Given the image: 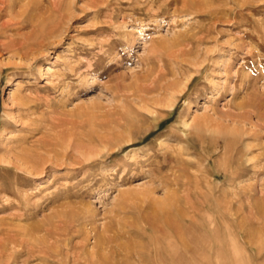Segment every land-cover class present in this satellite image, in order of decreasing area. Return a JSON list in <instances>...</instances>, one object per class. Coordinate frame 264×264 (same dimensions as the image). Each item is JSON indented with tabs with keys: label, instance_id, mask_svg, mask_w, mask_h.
I'll return each mask as SVG.
<instances>
[{
	"label": "rangeland",
	"instance_id": "1",
	"mask_svg": "<svg viewBox=\"0 0 264 264\" xmlns=\"http://www.w3.org/2000/svg\"><path fill=\"white\" fill-rule=\"evenodd\" d=\"M7 1L0 12V134H17L10 117L21 95L36 100L31 117L41 127L55 126L53 134L48 130L53 144L40 155L42 174L23 173L18 191L0 206V226L16 227V242L33 233L54 245L42 262L16 254L11 244L15 264H67L60 254L79 242L65 241L70 228L120 230L113 217L138 222L130 215L137 200L126 192L153 183L160 199L172 189L158 180L180 175L188 179L190 202L181 209L190 264H264V0H215L219 21L128 0L96 8L91 0ZM201 24L209 34L185 56L177 54L172 43ZM157 58L167 75L162 89L143 78L158 69ZM200 121L199 131L184 126ZM3 174L0 182L10 185L14 176ZM213 177L212 196L205 189ZM136 232L119 240L130 244L124 264H145L154 245L165 254L162 232L149 238Z\"/></svg>",
	"mask_w": 264,
	"mask_h": 264
},
{
	"label": "bare ground",
	"instance_id": "2",
	"mask_svg": "<svg viewBox=\"0 0 264 264\" xmlns=\"http://www.w3.org/2000/svg\"><path fill=\"white\" fill-rule=\"evenodd\" d=\"M91 1H92L91 5L94 6L95 8L99 7V4L101 5V4L108 3V2H106L107 0H104L101 2L96 1V0H91ZM128 1H130L131 3H134V4H138V5L140 4L139 6H141V4L143 6L146 5L150 10H153L155 8L167 7V8L172 9L173 12H177V13L187 12V13H191L192 15H194V14L201 15L200 17H202V15H203L202 19L204 21H206L205 18H208V17L209 18H215V21L218 20V18H219L217 15L218 11L213 9L215 7L212 5L215 2V0H128ZM57 4L58 3H54V4L52 3L54 8L56 6L60 5V4L59 5H57ZM6 6L9 7L10 2L7 0H0V12L2 10H4L2 8H4V7L6 8ZM147 7H146V9H147ZM191 14H189V15H191ZM224 19H223V22H224ZM207 21H209V20H207ZM18 24L19 25L22 24V21L17 22L16 25H18ZM210 27H211V25H210ZM209 32H211V31H209ZM207 33H208V25H206V24L202 25L201 24L199 29L197 30V32L194 35H189V36L185 35V37L182 36V40L180 39V40L174 41L172 43V45L175 46L176 48L175 47H173V48H175L177 50V54H183L184 55L185 53H188L189 51L191 52L193 45L196 46L195 44H197V42H199L200 37L205 36ZM262 37L264 39V32H263ZM169 56L172 57V54ZM158 59L159 58H157V60ZM168 62L170 63V61H168ZM152 69H154V68H152ZM163 71H164V63L162 60L159 59L158 69L149 71L143 77L144 81L148 83L147 84L148 87L153 86L154 88L155 87H158L160 89L164 88L163 83H165L167 75H166V73L164 74ZM144 88H145V86H144ZM19 95H20V93H19ZM12 96H13V93H12ZM13 101L16 105L17 114L12 113V116L10 118L13 121L14 125L16 123H17V125H19V129L17 130V134L12 133L14 130L9 131L6 129H3V131L0 134V139H2L4 142L3 147L0 148V153H1V156H0V172H2V174H3V172L11 173L14 176V178H13V181L10 185H8V183H7V185H3L0 182V206H2V204L4 202H6L8 199H10L14 196V191H18V187H20L19 185L21 184L20 178H26L25 174H23V173H27L29 175H32L33 177H34V175H37L39 173L42 174V170L44 168L43 167L44 162L43 163L41 162L43 160H40V155L42 152H45L51 144H53L52 140L49 139V137H50L49 131H51V133L53 134L52 131H53V128H55V126L52 123L49 126H47V128H43L39 125V123H40L39 118L34 119V117L33 118L31 117L32 115L35 114V112H37L36 109H38L37 108L38 106L35 102L36 100L31 99L30 97H26L24 95H21V96L15 97L13 99ZM248 103H251V102H247L245 106H249L250 104H248ZM39 114H40V111H39ZM41 121H42V119H41ZM184 126L187 127V129L193 128L194 130L199 131V129L202 128L201 126H205V123H204V121H200L199 123L195 124L194 126H191L188 124H185ZM35 134H40V135L36 136ZM231 135L232 134L226 135V136H229L228 141H232L230 139H231V137H234V136H231ZM34 136H36V137H34ZM52 139H53V137H52ZM226 140H227V138H226ZM232 144H233V142H232ZM41 157H42V155H41ZM180 176H175L172 180L169 178H160L158 180L159 186L163 185L164 187H168V188L171 187V189H172V190H170L171 192L165 193V195L160 199H158L154 196L156 187L153 185V183L149 187H142L139 190L136 189L133 192L132 191L126 192L128 197L131 196V198H133L135 201L137 200L138 204L134 205L131 208L132 212L130 215L135 214L139 218L138 222H131L130 221L131 223L130 222L128 223V222H125L126 220H123L122 222H120L121 220H119L118 217L117 218L113 217V218H110L111 222H114L116 219L115 223H117V226L121 227L120 230H117L114 227V224H109V225L108 224H102L101 229H98L97 227H93V226H90L91 228L87 229L84 224H82V225L77 224L76 226H74L73 229L70 228L69 231L67 229L68 236H66L65 241H68V243H70V241H69L70 238L75 237L79 240V242L77 244H74V246H72L71 248H69V250L65 252V255L60 254L62 259L67 264H106V263H108V262H106V260H107L106 258L110 257L112 260H118L120 262V264H124L125 262H127L128 258L132 257V256H130L128 251H126V249L130 246V244L128 245L125 242L120 243L119 240L124 239L126 241L127 236L129 237L132 234V230H133V231H137L136 233H139V235L144 237V238L149 233H152V234L155 233V235H156L157 234L156 232H162L163 236L166 237L164 239V242H162L164 244V253L165 254L160 256V254L158 252L157 245L156 246L154 245L153 247L150 248V250L147 253L148 258H149L148 262H146L147 264H174V262H175V264H190L191 261L189 262V260L186 258V252L188 249L187 227L185 226L187 213L181 209V205L185 202V200L187 201V199H188L189 200L188 202H190V199L187 198L188 197V193H187V191H188V186H187L188 185V179L185 178L186 181L184 180L185 181L184 182V181H182V178H181L182 176L181 177ZM229 178L231 180V177H229ZM214 180L215 179L213 177L210 181L208 180L206 182L208 187H206L205 190H207V188H208L209 193L211 195L217 194L216 191L218 190V185H216L213 182ZM228 182H229V180H228ZM156 186H158V185H156ZM198 188H200V187H198ZM199 191H201V190H199ZM201 193H206V192H201ZM18 195L20 196V194H18ZM19 196L18 197L16 196L17 199L19 198ZM208 196L209 195H207V197ZM128 197H125V198H128ZM22 198H21V200H22ZM205 200H207V199H205ZM23 201L24 202L26 201L25 198ZM213 204H214V202H213ZM199 205H201V204H199ZM215 208H217V207H215ZM117 211H123V209L122 210L118 209V210H116L115 213L113 211L112 212L114 213V215H116ZM124 212H125V209H124ZM176 212H177L178 216L181 217L180 222H179V220H178V222L176 221V218L178 217L176 215ZM85 213H86L85 210L80 212L81 219H84L86 217ZM216 213H218V212H216ZM118 214H120V213H118ZM200 214H201V212H200ZM123 215H124V213H123ZM17 216H18V214H17ZM121 216H122V214H121ZM193 216H194V214H193ZM188 218H190V217H188ZM218 218H220V217H218ZM16 219H19V218H16ZM204 220H205V218H204ZM15 228L16 227H14V226L12 227L9 225L8 226L7 225L6 226H2V225L0 226V233L3 236L2 241H0V260L2 261V263L15 264L16 259L14 258V254L16 252H17L16 254H18V255H22L21 253L25 252L26 258L34 257V258H38L42 262L45 261V257H47L46 259H48V253L50 250H52V246L54 244L51 246L48 245L50 243L46 242V238H44V237H33L34 236V235L32 236L33 233H31V235H30V232H31L30 229H29L30 232L28 233L30 236L29 237L27 236V239L29 238L28 239L29 241L24 238L28 242H24V244H22V242H16V240H15L16 235H17L16 233H19V232L15 231ZM33 229H36V228H33ZM13 230H14L15 234H11L13 232ZM39 230H40V228H39ZM167 230H168V232L173 230L172 235L169 233H166ZM21 234H23V233H21ZM25 234H27V233H25ZM134 234H135V232H134ZM149 236L150 235H147V238H149ZM157 236H158V234H157ZM154 237H156V236H154ZM89 238H92V243L90 245H88V242H87L89 240ZM127 239L128 240L126 242L129 241L130 237ZM154 240H155V238H154ZM156 240L158 241V239H156ZM21 241H23V240H21ZM55 241L57 242V240H55ZM118 241H119V243H118ZM160 242H161V240H160ZM133 243H134V241H133ZM11 244L17 246V249H15L16 248V246H15L14 251H16V252L13 254H12V252H10L8 250V248H10V246H12ZM68 246L69 245H67V247ZM147 249H148V247H147ZM69 251L72 252L70 254V258L68 257ZM55 252H53V253H55ZM129 252H130V249H129ZM49 257H50V255H49ZM143 257H145V256L143 255ZM25 259L23 260V262H25ZM49 260H52V259H49ZM134 260H135V258H134ZM56 261H58V260L56 259ZM61 261H60V264H61ZM49 262H51V261H49ZM23 264H26V263H23ZM113 264H115V263H113ZM138 264H144V263L140 261V263H138Z\"/></svg>",
	"mask_w": 264,
	"mask_h": 264
}]
</instances>
